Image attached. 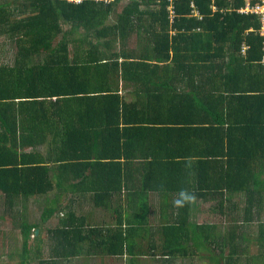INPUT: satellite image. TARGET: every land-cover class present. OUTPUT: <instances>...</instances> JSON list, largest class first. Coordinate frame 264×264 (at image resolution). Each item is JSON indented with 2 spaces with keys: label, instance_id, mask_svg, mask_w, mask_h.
Returning a JSON list of instances; mask_svg holds the SVG:
<instances>
[{
  "label": "trees",
  "instance_id": "trees-1",
  "mask_svg": "<svg viewBox=\"0 0 264 264\" xmlns=\"http://www.w3.org/2000/svg\"><path fill=\"white\" fill-rule=\"evenodd\" d=\"M258 3L0 0V38L16 45L14 62H0V219L17 221L21 264L47 238L39 264L144 255L135 241L155 231L142 225L155 196L170 207L155 252L264 264L248 257L252 241L264 252V32L262 15L240 12ZM181 188L195 202L176 206ZM84 201L128 204L129 234L87 230L74 210ZM200 201L224 222L200 223Z\"/></svg>",
  "mask_w": 264,
  "mask_h": 264
},
{
  "label": "crops",
  "instance_id": "crops-1",
  "mask_svg": "<svg viewBox=\"0 0 264 264\" xmlns=\"http://www.w3.org/2000/svg\"><path fill=\"white\" fill-rule=\"evenodd\" d=\"M133 46V45H132ZM132 84L129 83L128 89L124 91V94L128 96V99H132L133 96H131V91L133 90ZM154 202L152 204H148V207L150 208L151 217H148L147 222L145 224H142L144 227H151L155 228V231H144L140 232L138 235L139 237L146 236V239L138 238L135 242L143 244V254L144 255H137L139 250H136V252H128L125 247V252L123 255L119 256H112L108 255L107 253H101L102 251H95L90 256H94L89 261V264H214L212 261L208 260V257L210 256L208 253L205 252H189L188 255L183 257H170L166 255H162V252H155L154 249H151L150 243H159L162 242V233L159 232V228L161 227V210H170V207H168L166 204H160V200L157 198V196L154 197ZM87 203V201H85ZM84 203V202H83ZM74 210L76 211L78 216H86V229L89 230L90 228H99L104 230V233H106L107 229L114 230L118 227H122L125 231V234H129L127 229H130L131 225L128 221L127 217L130 215L128 204H111L110 207L107 208H97L94 204H75ZM110 212V217L106 218V214ZM67 212L61 211L58 214L53 215L50 220L47 222L48 226L56 225L61 218L66 215ZM143 215V214H141ZM141 215H139L141 217ZM150 218V219H149ZM40 219V213L39 216L35 218V221H38ZM109 219V220H108ZM120 222V224H119ZM52 224V225H51ZM228 226V225H227ZM226 226H223L225 228ZM223 232L225 233V230L223 229ZM36 234H39V230H36ZM131 234V233H130ZM105 235H98L93 237L96 242L102 241L105 239ZM130 240L133 241L135 237L131 239V235L128 236ZM131 250V248H130ZM201 255V256H199ZM255 255H264V252H258ZM89 256V257H90ZM202 256L204 258H202ZM86 258H79V261L82 262V264H88L86 261ZM81 262H74L73 264H81ZM264 262V260H263ZM261 264V263H260Z\"/></svg>",
  "mask_w": 264,
  "mask_h": 264
},
{
  "label": "rangeland",
  "instance_id": "rangeland-1",
  "mask_svg": "<svg viewBox=\"0 0 264 264\" xmlns=\"http://www.w3.org/2000/svg\"><path fill=\"white\" fill-rule=\"evenodd\" d=\"M15 46L16 45L10 40L0 38V62H5V63L14 62V56L16 55ZM36 200L37 201H33L32 204H29V208H30L29 212H30V215L32 216V219L34 220L36 217L39 216V213L41 212L45 204L44 199H36ZM213 203L214 202H201V201L199 202L198 210L200 212V215H199L198 221L200 223L211 222V223L220 224L223 221L222 218L218 214H214L209 211ZM0 204H3V199L0 200ZM81 204H92V203L91 202L86 203L84 201V203H81ZM1 213L2 212L0 211V215H2ZM109 217H110V212L106 214V218H109ZM221 230L223 229L221 228ZM255 230L252 232V234L255 232ZM47 239L43 242V244H41L40 254L37 253L35 246L32 247L31 258L34 260L33 264H39V262L37 261L39 260L38 257L48 259L51 256L52 243L47 241ZM249 244H250L249 246L250 253L248 257L258 253L255 242L253 243L252 241ZM214 252L216 251L214 250ZM22 253H23V239H22L20 230L17 229V221L15 223V220L11 219L10 216H8L6 222H3V221L1 222V219H0V264H21ZM205 253H208L209 255H211V253L213 252L210 249H205ZM89 256H90L89 254L77 256L75 259H73L74 260L73 263L76 261L81 262L79 261V258H86L85 261L89 264V261L92 258H94L95 255L90 256V257ZM208 260L212 261L210 256L208 257ZM245 262L246 261L244 260V263ZM247 263L248 261L246 262V264Z\"/></svg>",
  "mask_w": 264,
  "mask_h": 264
},
{
  "label": "clouds",
  "instance_id": "clouds-1",
  "mask_svg": "<svg viewBox=\"0 0 264 264\" xmlns=\"http://www.w3.org/2000/svg\"><path fill=\"white\" fill-rule=\"evenodd\" d=\"M195 200H196V194L193 191L187 188H181L179 190L178 196L174 200V204L176 206L182 207L186 204L195 202Z\"/></svg>",
  "mask_w": 264,
  "mask_h": 264
},
{
  "label": "built area",
  "instance_id": "built-area-1",
  "mask_svg": "<svg viewBox=\"0 0 264 264\" xmlns=\"http://www.w3.org/2000/svg\"><path fill=\"white\" fill-rule=\"evenodd\" d=\"M75 1L80 2L81 0H75ZM192 6L194 7L193 2H192ZM240 12H242V13H257V14L262 15V22H263L262 30L264 32V0H260V3H258L256 5L247 4L243 9L240 10Z\"/></svg>",
  "mask_w": 264,
  "mask_h": 264
}]
</instances>
